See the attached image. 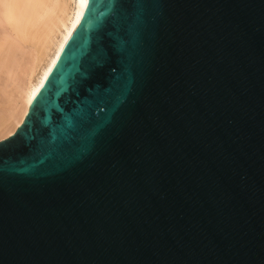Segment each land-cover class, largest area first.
<instances>
[{"label":"water","instance_id":"water-1","mask_svg":"<svg viewBox=\"0 0 264 264\" xmlns=\"http://www.w3.org/2000/svg\"><path fill=\"white\" fill-rule=\"evenodd\" d=\"M88 0L0 139V264H264V0H138L153 55L93 139L31 151L97 86ZM114 94V98H115Z\"/></svg>","mask_w":264,"mask_h":264},{"label":"bare ground","instance_id":"bare-ground-1","mask_svg":"<svg viewBox=\"0 0 264 264\" xmlns=\"http://www.w3.org/2000/svg\"><path fill=\"white\" fill-rule=\"evenodd\" d=\"M82 0H0V139L24 120L81 13Z\"/></svg>","mask_w":264,"mask_h":264},{"label":"snow or ice","instance_id":"snow-or-ice-1","mask_svg":"<svg viewBox=\"0 0 264 264\" xmlns=\"http://www.w3.org/2000/svg\"><path fill=\"white\" fill-rule=\"evenodd\" d=\"M87 3L88 0H82L81 6L86 7ZM95 26L96 53L108 66L102 77L108 86L103 90L97 86L83 99L70 101L78 106L62 111L60 123L52 127L47 137H39L31 151L63 153L92 140L101 119L118 107L129 86L143 80L145 64L153 55L156 40V21L146 6L138 0H115L106 14L96 16Z\"/></svg>","mask_w":264,"mask_h":264}]
</instances>
